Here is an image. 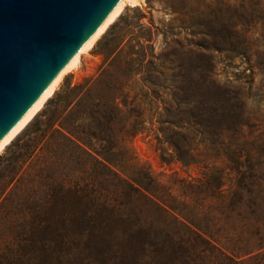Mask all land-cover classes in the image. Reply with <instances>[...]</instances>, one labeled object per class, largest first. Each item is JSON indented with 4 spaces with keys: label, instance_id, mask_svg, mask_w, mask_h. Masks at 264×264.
Wrapping results in <instances>:
<instances>
[{
    "label": "rangeland",
    "instance_id": "374dc122",
    "mask_svg": "<svg viewBox=\"0 0 264 264\" xmlns=\"http://www.w3.org/2000/svg\"><path fill=\"white\" fill-rule=\"evenodd\" d=\"M142 1L144 8L126 4L105 31L116 23L111 35L121 37L118 48L123 53L131 54L140 45L152 47L150 59L155 70L149 72L151 77L141 79L135 62L125 85L127 101L138 108L139 118L144 121L143 129L130 139L128 147L152 176L149 187L154 190L156 185L173 194L184 192L215 204L221 180L225 189L235 180L223 153L228 147L230 153L240 152L241 161L246 159L244 166L253 168L259 186L253 189L252 196L262 203L260 211L251 213L247 208L238 218L247 223L243 217L260 218L264 215V0ZM239 41L247 46V56L239 55L232 46ZM96 42L82 54L79 68L66 73L48 99L64 84L75 86L96 74L104 60ZM183 72L192 75L188 90L204 100H216V92L224 87L240 91L243 100L240 112L233 118L237 130L222 131L223 145L214 136L204 137L207 145L194 139L192 144L197 146L186 163L180 160L172 142L180 139L182 132L159 123L165 116L164 108L185 96ZM46 101L29 122L36 118L46 123L48 113L55 107L52 103L45 105ZM23 129L0 151V168L6 150ZM11 149L14 147L9 148V153ZM99 188L122 203L121 214L94 207L88 210L82 202L67 198L62 205L65 227L61 235L76 238L78 243L56 247L44 264H222L215 248L192 256L183 243L163 242L167 233L184 232L185 227L165 217L147 199L128 198L115 183L104 181ZM211 214L216 215L214 211H203L196 217L204 224ZM53 249L50 245L46 251Z\"/></svg>",
    "mask_w": 264,
    "mask_h": 264
},
{
    "label": "trees",
    "instance_id": "16d2710c",
    "mask_svg": "<svg viewBox=\"0 0 264 264\" xmlns=\"http://www.w3.org/2000/svg\"><path fill=\"white\" fill-rule=\"evenodd\" d=\"M115 25L96 42L104 55L96 74L75 86L64 84L46 101L45 105L55 106L46 123L34 118L6 150L0 168V264H31V260L32 264H44L56 247L78 243L76 238L61 235L65 227L62 205L67 198L82 202L88 210L94 207L121 214L122 203L99 190L104 181L119 185V192L128 198L147 199L165 217L184 225V232L167 233L163 242L183 243L192 256L215 248L222 264H264V215L243 217L248 223L238 218L247 208L251 213L262 209L257 196H252L259 186L257 176L252 167L244 166L246 159L240 160V152L230 153L224 147L235 180L227 189L222 188L221 180L213 205L203 197L149 187L152 176L128 147L144 121L138 108L127 101L125 85L135 62L141 79L151 77L149 72L155 70L150 59L152 47L140 45L131 54L123 53L118 48L121 37L111 35ZM232 46L239 55L247 56L243 41ZM182 76L187 83L185 96L164 108L159 123L182 132L180 139L172 142L186 163L197 146L192 144L194 139L206 144L204 137L219 140L224 129L237 130L233 118L243 100L240 91L232 87L218 90L214 101L204 100L188 90L192 75L183 72ZM203 211L216 215L211 214L203 224L196 217ZM50 245L54 249L48 252Z\"/></svg>",
    "mask_w": 264,
    "mask_h": 264
},
{
    "label": "water",
    "instance_id": "95a60500",
    "mask_svg": "<svg viewBox=\"0 0 264 264\" xmlns=\"http://www.w3.org/2000/svg\"><path fill=\"white\" fill-rule=\"evenodd\" d=\"M115 1L0 0V142Z\"/></svg>",
    "mask_w": 264,
    "mask_h": 264
},
{
    "label": "bare ground",
    "instance_id": "6f19581e",
    "mask_svg": "<svg viewBox=\"0 0 264 264\" xmlns=\"http://www.w3.org/2000/svg\"><path fill=\"white\" fill-rule=\"evenodd\" d=\"M126 4H138V0H116L112 4L95 28L78 44L70 56L64 61L14 130L0 142V151L19 131H21L34 114L43 106L44 102L52 95L63 76L69 71H76L79 68L82 54L88 53L96 40L105 31L108 25L120 14Z\"/></svg>",
    "mask_w": 264,
    "mask_h": 264
}]
</instances>
